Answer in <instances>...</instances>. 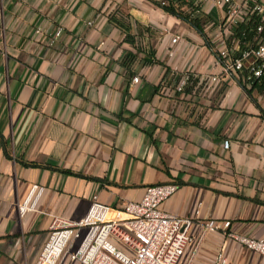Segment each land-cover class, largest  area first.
Here are the masks:
<instances>
[{
	"label": "crops",
	"instance_id": "obj_1",
	"mask_svg": "<svg viewBox=\"0 0 264 264\" xmlns=\"http://www.w3.org/2000/svg\"><path fill=\"white\" fill-rule=\"evenodd\" d=\"M163 1L0 0V264H35L52 220L83 219L93 196L120 208L169 183L162 209L194 221L181 264H215L220 251L264 264L228 236L264 238L263 89L206 90L219 72L211 26L204 38L152 3ZM196 1L211 22L216 10ZM184 70L192 80L176 93ZM207 221L219 229L202 233Z\"/></svg>",
	"mask_w": 264,
	"mask_h": 264
},
{
	"label": "built area",
	"instance_id": "obj_2",
	"mask_svg": "<svg viewBox=\"0 0 264 264\" xmlns=\"http://www.w3.org/2000/svg\"><path fill=\"white\" fill-rule=\"evenodd\" d=\"M190 1L195 8L194 14L203 15L199 2ZM206 2L217 12L208 24L211 30L206 44L219 72L201 80L203 87L209 90L212 85L230 79L245 91L257 85L264 93V0ZM164 32L169 34L166 29ZM60 34L61 30L57 29L54 38ZM178 40L179 37L174 36L170 42L175 45ZM168 56L172 57L173 53L170 51ZM191 75V71H182L173 83V91L183 93L192 80ZM138 80L134 77L132 82L137 84ZM228 146L226 142L224 148ZM177 189L174 183L150 186L139 201L120 208L101 205L93 196L83 219L76 222L52 220L47 241L35 264H181L186 248L195 242L192 236L194 221L162 209V204ZM41 192V188L32 187L29 198L19 208L21 215L34 209ZM35 193V198L31 199ZM228 227L229 222L223 224V229ZM217 229L219 226L214 221L202 225V233ZM228 236L250 252L264 257V238ZM215 264L233 263L220 251Z\"/></svg>",
	"mask_w": 264,
	"mask_h": 264
},
{
	"label": "trees",
	"instance_id": "obj_3",
	"mask_svg": "<svg viewBox=\"0 0 264 264\" xmlns=\"http://www.w3.org/2000/svg\"><path fill=\"white\" fill-rule=\"evenodd\" d=\"M158 8L162 9L165 13L174 16L183 22L187 23L195 30H197L205 38L203 34L204 24H208L210 19L206 18L205 15H195L193 3L189 0H165L163 2H152ZM116 26L128 32L127 27L121 22L114 20ZM134 38L126 33V40H130L133 43ZM26 166H35L28 164ZM67 174L73 175V173L68 172Z\"/></svg>",
	"mask_w": 264,
	"mask_h": 264
}]
</instances>
